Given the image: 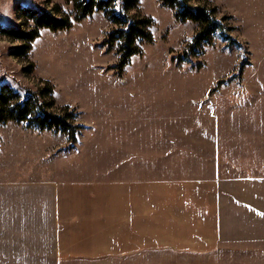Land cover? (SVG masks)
<instances>
[{"label":"rangeland","instance_id":"rangeland-1","mask_svg":"<svg viewBox=\"0 0 264 264\" xmlns=\"http://www.w3.org/2000/svg\"><path fill=\"white\" fill-rule=\"evenodd\" d=\"M113 1L151 20L152 41L137 43L141 54L122 70L116 46L104 42L116 27L103 12L77 21L67 0H0V30L32 31L22 8L69 17L67 30H38L25 57L0 32V89L47 106L51 97L49 111H67L79 126L67 149L62 134L0 124V180L44 179L64 168L82 177L219 179L222 203L248 206L258 227L230 234L220 263L264 264V0H190L214 8L240 44L215 32L191 62L178 57L196 24L176 21L161 0H137L136 10ZM250 233L253 240H238Z\"/></svg>","mask_w":264,"mask_h":264},{"label":"crops","instance_id":"crops-1","mask_svg":"<svg viewBox=\"0 0 264 264\" xmlns=\"http://www.w3.org/2000/svg\"><path fill=\"white\" fill-rule=\"evenodd\" d=\"M64 169L0 180V264H221L230 234L258 229L248 206L222 203L219 179L82 177Z\"/></svg>","mask_w":264,"mask_h":264},{"label":"trees","instance_id":"trees-1","mask_svg":"<svg viewBox=\"0 0 264 264\" xmlns=\"http://www.w3.org/2000/svg\"><path fill=\"white\" fill-rule=\"evenodd\" d=\"M73 3L75 20L80 21L95 10L103 12L111 25L116 28L108 34L104 41L111 46H116L119 57L117 69L122 70L129 62L131 56L141 54L137 43L151 42L152 36L148 31L151 20L138 15H129L127 12L116 10L113 0H67ZM123 8L127 10L137 8V0H122ZM161 4L173 10L174 18L180 23L192 22L196 24V32L178 58L191 62L192 55L200 51L201 45H209L217 32L227 44L238 42L231 39L226 33V27L221 19H217L214 8L206 3L191 5L190 0H161ZM32 21L34 29L25 32L22 29L2 28L1 35L13 42H20L21 46L13 50L16 58L25 57L31 46L30 43L39 36L38 30L47 28L52 32L67 30L71 27L69 17L66 15L39 14L35 10L22 8L20 18ZM49 92V90H48ZM50 94V93H49ZM41 95V94H38ZM24 97V98H23ZM23 98V99H22ZM39 98L21 96L14 92L0 89V124H21L33 131H48L66 136V148H73L79 134V126L72 124L71 115L67 111L60 114L51 113V97L48 98L50 106L39 101Z\"/></svg>","mask_w":264,"mask_h":264}]
</instances>
